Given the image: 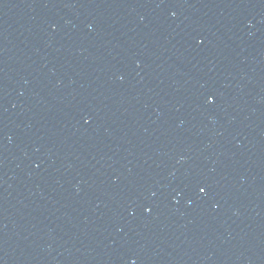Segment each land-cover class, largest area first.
I'll return each mask as SVG.
<instances>
[{
    "label": "water",
    "instance_id": "95a60500",
    "mask_svg": "<svg viewBox=\"0 0 264 264\" xmlns=\"http://www.w3.org/2000/svg\"><path fill=\"white\" fill-rule=\"evenodd\" d=\"M0 264H264V0H17Z\"/></svg>",
    "mask_w": 264,
    "mask_h": 264
},
{
    "label": "snow or ice",
    "instance_id": "6c2138e0",
    "mask_svg": "<svg viewBox=\"0 0 264 264\" xmlns=\"http://www.w3.org/2000/svg\"><path fill=\"white\" fill-rule=\"evenodd\" d=\"M211 99V98H210ZM199 191L201 192V193H204L205 191H206V189L203 187V186H201L200 188H199Z\"/></svg>",
    "mask_w": 264,
    "mask_h": 264
}]
</instances>
